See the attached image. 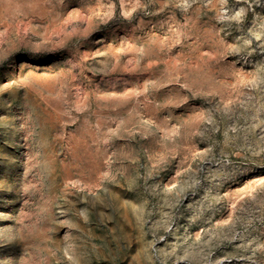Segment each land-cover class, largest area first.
I'll return each mask as SVG.
<instances>
[{"label": "rangeland", "instance_id": "rangeland-1", "mask_svg": "<svg viewBox=\"0 0 264 264\" xmlns=\"http://www.w3.org/2000/svg\"><path fill=\"white\" fill-rule=\"evenodd\" d=\"M0 264H264V0H0Z\"/></svg>", "mask_w": 264, "mask_h": 264}]
</instances>
